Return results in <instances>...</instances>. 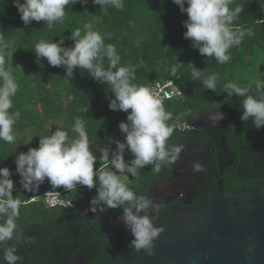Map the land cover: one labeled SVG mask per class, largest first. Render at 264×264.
I'll list each match as a JSON object with an SVG mask.
<instances>
[{
  "label": "trees",
  "instance_id": "16d2710c",
  "mask_svg": "<svg viewBox=\"0 0 264 264\" xmlns=\"http://www.w3.org/2000/svg\"><path fill=\"white\" fill-rule=\"evenodd\" d=\"M123 4L122 10L105 6L102 12L93 0H88L87 4L70 0L63 22H57L48 29L43 21L26 25L14 6V0H0V42L8 45L0 47V56L4 57V67L11 71L18 85L9 111L20 113L13 125L15 143L0 140V167H8L12 171L13 196L21 201L14 238L6 241L4 247L25 245L22 240L28 237L26 227L33 224L49 226L53 221L47 213L57 210L45 209L40 202H29L37 188L26 191L21 185V177L16 172V155L38 147L40 137L50 136L57 128L66 131L70 140L75 138L76 133L72 131L75 118L84 121L90 150L97 156V168L108 167L99 161V150L108 144L107 138H124L118 125L127 120V113L110 110V99L115 97L106 83L96 81L87 70L79 68L71 80L67 79L64 67H53L45 58L35 54L34 46L41 40L59 42L63 38L64 47L73 46L74 41L67 37L76 28H80L83 34L85 24H92L94 30L104 36L105 44L115 45L121 65H137L133 83L150 88L160 79L176 80L183 97L163 103L165 110L171 113L168 124L173 127L166 147L177 145L181 137L177 121L190 122L197 113L217 109L225 111L230 106L235 110L233 124L238 129L241 142L251 144V158L264 156V142L261 143L264 141V128L257 130L254 127L252 135L251 122L240 119L243 111L241 98L228 97L224 92L225 83L236 82L237 73L245 64L251 63L252 58L264 59V0H233L229 5L243 10L234 21L233 29H251L254 35L245 36L239 46L229 50L231 60L227 64H218L215 58L202 56L198 49H193L191 41L184 37L186 28L183 22L188 19L187 13H182L173 0H123ZM191 64L204 71V76L218 74L215 91L205 89L199 81L191 79ZM251 87V94H255V85L251 84ZM111 147L115 149V143ZM132 158V154L126 152L125 159ZM174 169L175 164L162 165L157 174L151 166L142 168L135 178L129 176V186L137 194L146 196L158 180ZM236 180L233 177L225 182L228 191L240 192L243 189ZM49 186L51 184L45 180L38 188ZM262 186L264 178L259 180L256 177L246 188ZM96 194L95 188L89 190L86 186L70 189L71 198L82 203H90ZM3 220L0 217V223Z\"/></svg>",
  "mask_w": 264,
  "mask_h": 264
},
{
  "label": "clouds",
  "instance_id": "9594fccd",
  "mask_svg": "<svg viewBox=\"0 0 264 264\" xmlns=\"http://www.w3.org/2000/svg\"><path fill=\"white\" fill-rule=\"evenodd\" d=\"M77 2L87 4L88 0ZM232 2L173 0L188 16L183 22L185 39H189L193 49H198L202 56L215 58L218 64H227L231 60L229 50L239 46L245 36L254 35L251 29H233L234 21L243 10L238 6L230 8ZM69 3L70 0H24L23 3L14 0V6L26 25L43 21L48 29H52L57 22H63ZM93 3L99 5L102 12L105 6L117 10L124 7L123 0H93ZM83 29V34L80 28H76L67 37L74 41L73 46L64 47L63 38L59 42L41 40L34 46L35 54L45 58L53 67H64L67 79L71 80L79 68L87 70L96 81L106 83L115 97L110 99V110L127 113V120L118 125L124 138H107L108 144L99 150V161L108 167L97 168V156L90 150L84 121L75 118L72 125L75 138L70 140L68 133L60 128L50 136L40 137L38 147L16 155V172L26 191L40 187L45 180L53 188L63 186L70 190L78 185L89 190L95 188L97 194L90 201V210L102 213L109 209H122L120 220L133 237L129 244L131 250L154 256L155 241L163 232V228L155 226L156 213L161 205L154 199L137 194L129 186V176L135 178L140 169L148 166L158 174L162 165L177 164L183 147H166V141L173 132V127L168 124L171 113L165 110L162 100L149 87L133 83L137 65H121L115 45L105 44L104 36L94 30L92 24H85ZM7 46L0 42V47ZM4 64V57L0 56V140L13 144V125L20 113L9 110L18 85ZM203 72L192 65L191 79L199 81L205 89L215 91L218 74L204 76ZM254 83L255 94H251V83L242 86L236 82L225 83L224 92L228 97L241 98V121L251 122L259 130L264 128V79ZM224 118L222 112L208 116L213 125ZM113 143L115 149L111 147ZM126 152L132 154L131 160L125 159ZM191 168L194 174L205 171L198 160L192 162ZM11 177L10 168L0 167V217L4 218L0 223V250L6 264H18L21 257L17 249L4 247L6 241L14 238L17 229L15 220L21 206V201L13 196L14 181Z\"/></svg>",
  "mask_w": 264,
  "mask_h": 264
},
{
  "label": "flooded vegetation",
  "instance_id": "af4514ba",
  "mask_svg": "<svg viewBox=\"0 0 264 264\" xmlns=\"http://www.w3.org/2000/svg\"><path fill=\"white\" fill-rule=\"evenodd\" d=\"M216 112L224 113L225 118L213 125L208 116ZM234 115L235 110L230 106L225 111L197 113L191 118L200 121L205 128L194 126L180 132L177 146L183 147L187 160L181 158L179 166L175 164L173 172L158 180L146 194L161 205L156 213V227L166 223L175 209L199 207L217 187L218 178H223L225 184L236 177L243 189L251 179L264 178V156L251 158V144L241 142L233 124ZM250 130L253 135L252 124ZM223 137L227 139L234 160L220 150ZM194 160L200 161L205 171L194 174L191 168ZM76 202L83 206L82 213L76 205L71 209L59 208L47 213L53 221L49 226L33 224L26 227L28 239H21L25 245L13 246L21 257L18 264H111L123 251L131 248L129 244L133 237L120 220L122 209L94 213L90 203ZM0 264H6L2 250Z\"/></svg>",
  "mask_w": 264,
  "mask_h": 264
},
{
  "label": "water",
  "instance_id": "95a60500",
  "mask_svg": "<svg viewBox=\"0 0 264 264\" xmlns=\"http://www.w3.org/2000/svg\"><path fill=\"white\" fill-rule=\"evenodd\" d=\"M190 122L205 128L194 117ZM220 150L234 160L226 137ZM181 158L187 160L183 151ZM75 204L82 213L81 203ZM158 228L163 232L154 256L130 248L111 264H264V186L230 192L218 178L208 200L197 208L175 209Z\"/></svg>",
  "mask_w": 264,
  "mask_h": 264
},
{
  "label": "built area",
  "instance_id": "2783aa9c",
  "mask_svg": "<svg viewBox=\"0 0 264 264\" xmlns=\"http://www.w3.org/2000/svg\"><path fill=\"white\" fill-rule=\"evenodd\" d=\"M150 90L154 95L158 96L162 102L171 99H179L183 97V92L174 78L157 80ZM194 124L184 120L177 121V128L180 132L188 131L194 128ZM29 202H40L45 209H71L75 207V201L70 196V190H66L63 186L53 188H37L34 196Z\"/></svg>",
  "mask_w": 264,
  "mask_h": 264
},
{
  "label": "rangeland",
  "instance_id": "374dc122",
  "mask_svg": "<svg viewBox=\"0 0 264 264\" xmlns=\"http://www.w3.org/2000/svg\"><path fill=\"white\" fill-rule=\"evenodd\" d=\"M264 77V59L256 57L251 59V63L244 65L243 69L237 73L236 83L240 85L249 84L255 85V81Z\"/></svg>",
  "mask_w": 264,
  "mask_h": 264
}]
</instances>
